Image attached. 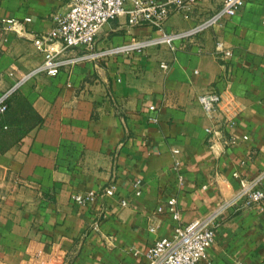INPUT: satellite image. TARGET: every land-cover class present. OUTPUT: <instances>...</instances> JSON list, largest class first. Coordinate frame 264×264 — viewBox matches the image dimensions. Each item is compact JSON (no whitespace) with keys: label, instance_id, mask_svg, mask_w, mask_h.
Returning <instances> with one entry per match:
<instances>
[{"label":"crops","instance_id":"1","mask_svg":"<svg viewBox=\"0 0 264 264\" xmlns=\"http://www.w3.org/2000/svg\"><path fill=\"white\" fill-rule=\"evenodd\" d=\"M221 5L199 0L191 19L172 13L162 30L120 16L96 48L187 30ZM65 10L63 0H0V95L39 66L33 37ZM218 40L230 56L216 52ZM175 45L132 58L85 57L16 89L12 106L21 98L42 121L0 149V264H143L147 246L172 233L171 215L158 211L171 196L183 221L203 218L239 192L235 172L252 178L264 169V0H245L235 15ZM210 88L222 96L211 115L196 100ZM89 191L99 195L75 200ZM203 264H264V208L239 200L221 212Z\"/></svg>","mask_w":264,"mask_h":264},{"label":"built area","instance_id":"2","mask_svg":"<svg viewBox=\"0 0 264 264\" xmlns=\"http://www.w3.org/2000/svg\"><path fill=\"white\" fill-rule=\"evenodd\" d=\"M66 10L56 16L49 30L34 35L33 45L42 55V61L35 69L23 74L13 85L0 95V115L8 108V98L29 77L38 72L48 76H56L67 66L80 62L86 58L118 57L122 54L128 56L144 54L153 45H166L170 51H175L177 40H186L204 29L213 26L225 16L235 15L244 5L245 0H222L221 8L214 14L201 18L194 26L178 32H164L157 38L137 39L120 46H109L98 50L96 38L103 27L111 20L125 16L130 26L147 25L151 28L162 30L172 13H180L183 18L191 19L199 8V0H63ZM29 18H27L28 20ZM11 22L12 20H8ZM79 49L80 56L64 57L66 51ZM215 50L223 56H230L223 41L215 43ZM169 63L161 60L160 67L168 68ZM8 76L15 75L14 68L6 71ZM222 99L221 92L210 88L200 93L196 100L208 114H213ZM150 112H155L156 106L149 107ZM148 119L155 122L157 117L149 114ZM212 134L210 127L206 128ZM244 138H246L244 136ZM174 152H178L174 150ZM240 178L241 188L232 200L225 201L221 206L206 217L190 221L181 219V212L177 207L175 196H171L165 209L158 211L168 212L174 226L169 236L161 237L147 246L143 264H203L207 261V250L214 243L216 218L226 208L240 200L245 204L257 208H264V169L252 178H245L239 173L233 174ZM134 196L139 197L143 192V181L134 178L131 182ZM99 195V192L89 191L77 194L75 200L86 203ZM121 205H127L129 200L122 198ZM98 224H95L96 229Z\"/></svg>","mask_w":264,"mask_h":264},{"label":"trees","instance_id":"3","mask_svg":"<svg viewBox=\"0 0 264 264\" xmlns=\"http://www.w3.org/2000/svg\"><path fill=\"white\" fill-rule=\"evenodd\" d=\"M17 97L16 91H14L8 98V108L4 114L0 115V149L4 150L14 143L18 142L28 131H30L35 125L42 121V118L32 109V107L18 98L17 103L12 106V101ZM23 106H27L34 115L35 119L31 121V117L25 115ZM8 117L6 114L10 111ZM20 117L19 119H17ZM9 124L10 128H3V124ZM6 127V125L4 126ZM2 129V130H1Z\"/></svg>","mask_w":264,"mask_h":264},{"label":"rangeland","instance_id":"4","mask_svg":"<svg viewBox=\"0 0 264 264\" xmlns=\"http://www.w3.org/2000/svg\"><path fill=\"white\" fill-rule=\"evenodd\" d=\"M166 49H167V51H169V52H173V51H170L167 47H166ZM124 57H127V58H132L133 56H135V55H133V56H128L127 54H122ZM109 58H111V59H113V58H115V57H109ZM103 60H105L104 58H103ZM162 60H164V61H167V62H169L167 59H162ZM159 65H160V63H159ZM23 109L25 110V115L26 116H30L32 119H31V121H33L34 119H35V117H34V115H32V112L29 110V108L27 107V106H23ZM20 117H18L17 119H19Z\"/></svg>","mask_w":264,"mask_h":264}]
</instances>
